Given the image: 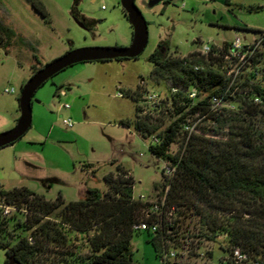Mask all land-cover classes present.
<instances>
[{"label":"rangeland","instance_id":"374dc122","mask_svg":"<svg viewBox=\"0 0 264 264\" xmlns=\"http://www.w3.org/2000/svg\"><path fill=\"white\" fill-rule=\"evenodd\" d=\"M39 1L42 5L37 6L44 8L48 19L31 0H0L1 21L24 39L16 37L9 48L0 47V132L17 124L23 83L39 68L70 49L124 47L133 40V27L121 0H78V4L77 0ZM136 3L149 27L145 50L137 58L75 63L40 86L32 101L31 127L15 142L0 148V184L4 188L27 186L51 199L62 193L67 201L76 200L88 188L106 191L105 175L115 173L120 164L135 179L136 198L155 200L167 192L169 186L163 185L168 180L164 177L166 161L149 149L152 136L121 123L136 116L137 105L143 103L147 91L164 92L175 84L172 79L153 73L151 54L160 42L171 55L186 56L206 42L223 45L236 38L251 40L264 30V0H136ZM74 7L79 10L77 16L72 14ZM82 16L97 20L96 27L91 31L82 27L78 22ZM257 52L262 53L256 57L257 66L263 69L264 45ZM243 66L237 74L240 82L253 70L250 61ZM263 73L261 70L253 79H261ZM142 79L145 85L140 84ZM8 88H14L15 92H7ZM138 88L142 92L137 96L139 100L127 92ZM165 110L152 116L162 124L161 130L176 118ZM64 119H71L72 125H66ZM258 121L264 130V116ZM206 125L217 128L216 121ZM227 130L206 134L220 138ZM182 138L180 134L172 143L173 152L181 146ZM0 204H5L1 197ZM199 220V215L192 211L180 216V239L169 241L172 248L176 243L179 245L176 260L224 264L222 257L228 252L222 249L223 236L215 241L198 236ZM152 238L146 230L134 235L135 255L142 264H162ZM6 258V251L0 246V264H7Z\"/></svg>","mask_w":264,"mask_h":264},{"label":"trees","instance_id":"16d2710c","mask_svg":"<svg viewBox=\"0 0 264 264\" xmlns=\"http://www.w3.org/2000/svg\"><path fill=\"white\" fill-rule=\"evenodd\" d=\"M31 1L48 19L44 8L37 6L42 3ZM78 11L74 7L72 14L77 16ZM16 37L20 38L19 34L0 19V47L9 48ZM229 44L230 41L224 42L225 51ZM255 54L253 70L242 82L223 74L212 54L210 59L194 51L173 56L160 42L150 56L155 75L181 86L178 95L191 86L198 91L194 103L188 98L186 103L173 98V107L168 108L167 114L174 113L176 118L163 130L157 119L139 113V105L133 119L121 120L142 134L158 133L161 142L149 145V149L176 166L173 176L164 174L168 180L163 184L169 186V205L178 207L173 224L164 222L157 232L145 229L153 235L161 260L165 253L175 251L173 264H190L176 260L179 245L176 243L173 249L169 241H179V218L192 211L200 217L198 236L212 241L223 236L222 249L228 252L222 257L224 264L237 247L247 255L243 264H264V130L258 121L264 116V73L261 79H253L264 68L257 66L256 57L262 53ZM125 58L128 57L117 59ZM194 64H202L204 69L195 71ZM127 92L135 98L142 95L139 88ZM214 94L237 108L211 112L209 104ZM256 97L259 101H255ZM200 117L203 134L192 132L188 138L184 122ZM210 121H216L217 128L206 125ZM225 129L227 132L220 138L206 134L213 130L220 134ZM180 134L181 146L173 152L171 145ZM105 180L106 191L88 188L82 198L69 201L62 193L51 199L27 186L6 189L0 184V197L17 207L9 216L0 209V246L6 251V263L15 259L22 264H142L136 258L133 238L143 231L136 225L146 219L149 203L134 196L135 179L120 164L115 173L105 175ZM209 254L212 257V250Z\"/></svg>","mask_w":264,"mask_h":264},{"label":"built area","instance_id":"2783aa9c","mask_svg":"<svg viewBox=\"0 0 264 264\" xmlns=\"http://www.w3.org/2000/svg\"><path fill=\"white\" fill-rule=\"evenodd\" d=\"M264 45V30L258 32L257 35L248 41H242L240 38H236L230 41L229 47L227 51L224 50L223 45L211 44L209 42L203 43L199 48L194 50L196 55L198 56H206L207 59H210L209 56H213V60L220 67L218 69L223 73L230 77L232 80L237 79V74L244 68L243 64L247 61L252 62V57L259 50L260 45ZM233 64H237L234 67ZM248 65V64H247ZM193 69L195 71H200L204 69L202 64H194ZM141 85H145V81L141 80ZM7 92H15V89H6ZM182 91L181 86L174 84L169 90L164 92L158 90L147 91L143 96V103L139 104L141 115H149L155 116L156 113L161 114L164 109L166 113H168V108L173 107V98L179 100L180 102L186 103L187 98L191 100L190 103H194L193 101L198 98V91L195 87H188L183 90V95H178ZM123 94V92H121ZM255 101H259V98L256 97ZM65 107H69V104H65ZM210 111L219 112L223 108H231L234 109L235 105L231 101L224 100L219 95H212L210 98ZM158 117V116H156ZM201 117L197 120L193 118H188L186 122H184V129L188 131V138L190 137L192 132H196L199 134H203L200 129ZM64 123L68 126L72 125L71 119H64ZM152 141L150 145H155L161 142V137L158 133L152 134ZM176 172V166L170 165V163L166 162L164 167V174L167 176H173ZM169 188V187H168ZM168 191V190H167ZM144 202L149 203V207L146 213V219L140 221L136 225L139 229H148L152 232H157L160 228H162L164 222L172 223L174 216L178 210V207L173 204L169 205L167 200V192L161 198L150 200L146 199L144 196L140 197ZM0 209L2 210V214L5 216L11 215L13 212L17 210L15 205L10 204H0ZM24 211L28 212L27 209ZM176 252L171 251L170 253H165L162 257V261L165 264H173V258L175 257ZM247 258V255L242 252L241 248H235L231 254L228 255L225 260V264H243L244 260Z\"/></svg>","mask_w":264,"mask_h":264},{"label":"water","instance_id":"95a60500","mask_svg":"<svg viewBox=\"0 0 264 264\" xmlns=\"http://www.w3.org/2000/svg\"><path fill=\"white\" fill-rule=\"evenodd\" d=\"M121 4L130 24L133 26L132 43L124 47L83 46L70 49L39 68L22 86L19 96L21 115L13 128L0 132V148L15 142L31 127L33 97L40 86L56 73L70 65L83 61L110 60L121 57L135 58L145 50L149 41V27L143 11L136 0H121ZM9 264L22 263L19 260L11 259Z\"/></svg>","mask_w":264,"mask_h":264},{"label":"flooded vegetation","instance_id":"af4514ba","mask_svg":"<svg viewBox=\"0 0 264 264\" xmlns=\"http://www.w3.org/2000/svg\"><path fill=\"white\" fill-rule=\"evenodd\" d=\"M126 13V12H125ZM83 17V16H82ZM79 24L82 26V27H84V28H86L87 30H93L95 27H96V24L95 23H97V20H93V21H90V20H88V19H86V18H79ZM133 27V26H132ZM157 48H158V46H157ZM156 48V49H157ZM156 49H155V51H156ZM168 50V49H167ZM154 51V52H155ZM164 51H165V48H163L160 52H161V54H163L164 53ZM168 54H170L171 55V52H169L168 51ZM165 57V55H163V58ZM122 58V57H121ZM135 58H137V57H135ZM117 59V58H116ZM142 80H144V79H142Z\"/></svg>","mask_w":264,"mask_h":264}]
</instances>
